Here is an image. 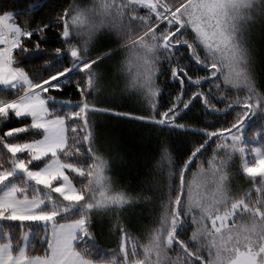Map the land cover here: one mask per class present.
I'll list each match as a JSON object with an SVG mask.
<instances>
[{
	"label": "snow or ice",
	"instance_id": "obj_1",
	"mask_svg": "<svg viewBox=\"0 0 264 264\" xmlns=\"http://www.w3.org/2000/svg\"><path fill=\"white\" fill-rule=\"evenodd\" d=\"M40 6L0 8V86L13 93L0 98V264H264V147L248 143L264 139V91L252 71L264 0H66L37 21ZM48 32L59 44L51 50ZM22 60L43 61V72ZM106 61L134 70L123 91L143 97L146 114L118 111V100L98 106ZM71 81L78 100L53 94ZM197 109L207 122H183ZM98 117L197 139L183 152L167 137L158 144L166 191L156 179L163 164L149 161L135 186L116 190L106 172L125 155L118 138L100 143ZM17 118L22 126H9ZM237 156L247 190L232 187ZM159 200L163 212L146 242L120 216L97 222ZM106 235L115 248L104 246Z\"/></svg>",
	"mask_w": 264,
	"mask_h": 264
},
{
	"label": "trees",
	"instance_id": "obj_2",
	"mask_svg": "<svg viewBox=\"0 0 264 264\" xmlns=\"http://www.w3.org/2000/svg\"><path fill=\"white\" fill-rule=\"evenodd\" d=\"M36 2V0H0V8L7 11H15L22 13L30 3ZM66 0H39L40 7L35 9L32 13V19L39 21L45 18L54 11H58ZM70 2V0H69ZM77 3H81V0H76ZM22 16H18L17 19H22ZM47 48L54 49L58 47L57 36L54 32L47 33ZM255 41L254 61L252 71L257 82V86L261 91H264V40L257 34L253 37ZM71 58H66L65 65L69 66ZM21 66H24L26 70L30 72L41 71L43 72L44 62L34 61L32 63H26L22 60ZM105 73L104 78L101 80V88L97 94V102L100 107H107L113 101H119L120 107L118 111H133L137 115H144L148 111L147 103L140 96H129L127 92H124L125 77L130 80L133 73H129L127 69L122 72H117L116 65L113 61H106L102 69ZM202 74V73H200ZM47 75V73H44ZM76 77V73L71 74ZM78 78V77H76ZM167 80V77H160L158 83L166 88L171 87L169 82L164 85L163 82ZM207 87V85H205ZM59 99L75 101L79 97L74 89V81H71L69 85L64 88V95L60 96L58 93L53 92ZM166 94V92L164 93ZM174 94V93H173ZM243 95V93H239ZM13 93L9 90L0 87V98H11ZM195 114L190 113L183 122L186 124L197 127L201 126L207 120L202 116L199 109L194 110ZM211 119V118H207ZM23 121L19 118L8 122L9 126L20 127ZM253 123L255 126H259V118H254ZM3 127V125H0ZM97 133L100 137L101 144H111L116 138L120 141L121 154L125 155L124 161L118 166H114L107 170L108 175L113 180V188L116 190H129L132 186H135L138 179H140V173L143 171L145 162L149 161L151 166L155 168L158 164H163L161 170L157 173L156 179L159 182L162 191H166L168 184L167 165L166 162L161 161L163 154L162 149L158 150L157 146L160 144L162 138L167 137L170 145L176 149V151L183 152L186 148L191 147L190 141L197 139L192 136L191 133H184L181 130H169L149 128L141 125L139 122H130L118 117H98L97 119ZM22 137L27 134H20ZM248 143L252 147L262 146L264 147V139H249ZM175 155V153H174ZM248 160H252L251 153L248 154ZM91 163V161H88ZM194 170V169H193ZM230 177L232 187L234 190H247L248 177L242 172V161L239 157H235L231 162ZM75 182V174H71ZM129 186V189L123 186ZM79 186V185H78ZM162 200L156 201L153 205H146L140 203L137 207L118 209L116 213H107L97 218V222L100 224H107L114 216H120L121 218L131 221L135 227L133 228L134 234L142 241L146 242L147 231L150 228L158 226L155 222L163 212ZM0 235H2V227H0ZM104 246L107 249L116 247V241L114 237L105 236Z\"/></svg>",
	"mask_w": 264,
	"mask_h": 264
},
{
	"label": "rangeland",
	"instance_id": "obj_3",
	"mask_svg": "<svg viewBox=\"0 0 264 264\" xmlns=\"http://www.w3.org/2000/svg\"><path fill=\"white\" fill-rule=\"evenodd\" d=\"M0 87H3V86H0ZM256 147H262V146H256ZM247 159H248V157H247Z\"/></svg>",
	"mask_w": 264,
	"mask_h": 264
}]
</instances>
